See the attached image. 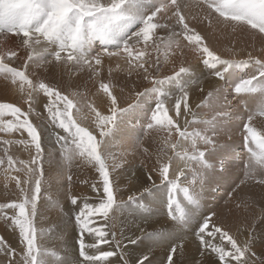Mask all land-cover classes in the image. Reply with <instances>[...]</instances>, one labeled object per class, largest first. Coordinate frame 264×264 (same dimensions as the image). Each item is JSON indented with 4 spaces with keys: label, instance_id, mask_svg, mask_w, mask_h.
<instances>
[{
    "label": "snow or ice",
    "instance_id": "6c2138e0",
    "mask_svg": "<svg viewBox=\"0 0 264 264\" xmlns=\"http://www.w3.org/2000/svg\"><path fill=\"white\" fill-rule=\"evenodd\" d=\"M198 3L218 14L225 24L246 25L252 30H258L264 34V0H198ZM181 0H0V36L6 34L15 35L22 40V45L28 50V59L24 62V69L11 67L7 59L15 57V51L0 54V74L10 77L13 84L19 83V89L25 94L28 111H22L20 107L11 103H0V132H26L27 139L19 141L4 140L5 145L13 143L23 144L34 148L30 162L21 161L27 168L30 180H34L30 195L21 189L23 199L20 202H11L0 205V211L14 209L15 215L6 217L19 230L20 243L23 245L20 255V264H49L48 257L55 253L38 242L45 236L43 229H37L35 218L39 214L38 201L44 185L42 137L38 128L30 121L29 114L32 112V103L37 93L42 92L48 97L45 110L49 121L57 129H61L63 135L56 134V142L61 149L62 158L68 165L76 159L85 160L92 165L98 173L99 180L93 182L92 190L97 194L98 202L90 203L85 199L81 204L75 196L69 195L70 202L79 209L75 213V222L79 229V255L82 258L76 264H111L110 258L120 253L123 264H129L122 247V240L117 239L114 231H109V220H114L110 213L122 212L131 208H143L151 201L148 199L153 195V189L158 186L153 182L149 188H145L139 196L133 194L127 201H118L116 186L111 176L107 163L111 155L108 148L115 140L122 125L132 123L134 119L140 118V113L146 120L145 130L155 129L166 133L163 138L165 148H171L173 155L168 157L166 163H160L154 168L161 178V186L167 190L168 216L177 222L176 227L184 229L191 224L192 212L199 207V193L194 187L181 186L178 181L184 177L185 170L191 173L192 179L189 185L199 183L203 186L206 172L213 168L208 161L209 150H215V142L207 133L209 130L215 134V120H198L192 112L188 99L189 80L184 77L191 73V69L181 66L171 76L158 78L150 76L148 70L152 67V53L157 54V65L159 54L164 51L165 59L167 53L173 49L181 48V37L191 46V50L202 60L203 65L213 70V74L224 79L230 73L239 72L248 67L253 70L246 77L235 79L232 91L237 97L244 95H258L261 102L257 112L249 115L247 122L243 124L244 147L249 153L246 167L254 173L257 167L264 168V132L258 131L251 126L254 115H264V59L254 58L249 55L248 60H226L217 55L204 43L203 37L191 28L183 14ZM163 21V22H162ZM174 21V23H169ZM160 30L167 32L161 34ZM98 41L101 51H96L93 43ZM151 50V51H149ZM126 56L129 71L132 69L143 70L144 79L151 80L152 87L143 92L135 94V101L125 108L118 107L116 96L108 83H101L100 89L106 94L111 106L108 114H103L96 107L89 105L93 115L95 130L99 132V139L88 127L74 118L73 110L79 115L78 104L69 96L62 94L59 90L52 88L44 82H34L27 73L29 61L34 57L46 59L48 56L59 63H66L77 67L91 68L93 72L99 73L102 64V56ZM51 63V61H48ZM222 66V71L217 70ZM194 82V81H192ZM175 88L180 95L175 97L174 109L166 106L167 101L172 99L169 91ZM219 91V90H218ZM212 93H209L211 96ZM226 99V96H225ZM185 116L191 114L193 119H185L183 127L179 124L181 108ZM199 107V105H198ZM174 110L176 119L169 115ZM9 116L12 119L5 120ZM202 123L206 125L203 130H189V124ZM175 132V140L172 139ZM205 147L202 150L200 145ZM7 155L8 149H5ZM183 163L176 173V179L169 178L170 166L173 159ZM4 161L0 159V164ZM9 167L14 165L13 158L8 155ZM224 161H220L223 170ZM117 165H113V168ZM248 174V173H246ZM71 176L68 181L71 183ZM152 180L151 174L148 176ZM264 183V181H261ZM17 186H20L17 180ZM179 189L183 193L188 209L182 207L174 198ZM163 203V201H161ZM150 215V212H149ZM210 214L203 218L195 228V234L200 242L202 251H210L215 254L219 264H248L246 254L250 246L246 244L241 247L236 239L227 231L212 223ZM97 217L103 223L96 226L93 218ZM142 237L129 238L128 243L136 245L143 238L158 241L165 239L163 233L145 232ZM94 238V243H85L84 234ZM123 234L121 233V236ZM219 236L227 246L214 243ZM169 239H174L173 233H169ZM115 244L116 250H101L100 245ZM89 249L95 251L90 253ZM176 252L175 245L167 256V264H176L173 254ZM0 253L9 257V264H14L17 256L16 249L8 245L0 238ZM56 264H64L56 261ZM137 264H151L145 253L137 261ZM264 264V262H262Z\"/></svg>",
    "mask_w": 264,
    "mask_h": 264
},
{
    "label": "rangeland",
    "instance_id": "374dc122",
    "mask_svg": "<svg viewBox=\"0 0 264 264\" xmlns=\"http://www.w3.org/2000/svg\"><path fill=\"white\" fill-rule=\"evenodd\" d=\"M186 1L193 2L194 0H182V6ZM189 9V6L183 9L185 17ZM203 13L205 17L201 18L202 21L200 23L206 24L202 29V31L204 30L203 33L206 32L205 34L201 33L195 25L189 24L191 21L189 18L186 17V20L189 26L191 25V28H194L196 32L203 36L204 42L207 43V41H209L206 45L210 50L226 60H248L251 53V57L264 59V34L257 32L258 30H252L246 25H237L238 27L243 26L244 29L248 28V30L251 31L248 40H251V36L254 39L259 38L252 41L250 43L251 45L242 42L232 44L228 42L217 43L213 41L211 37L209 39L205 38V35L213 31L215 38L219 41L220 37L225 36L227 30L230 31L233 24H225L222 18L218 17V14L210 12L206 7H204ZM188 17H191V15ZM171 22L174 23V21H169V23ZM216 24H218V26L214 31L213 27ZM233 27L236 28V25H233ZM229 33L231 34V31ZM247 33L248 32L245 31V34ZM215 38L213 37V39ZM245 45L249 46L247 47ZM93 47L97 52L101 51L98 41L93 43ZM185 49L186 46L178 50V56L175 57L176 60L173 61V65H171L173 69H170V67L165 68L161 53L159 54L158 65L156 63L157 54H155V57L152 55V57H154L155 69H151L150 67L148 73L151 72L150 76L163 78L165 76H171L175 71H178V68L181 66L188 67L191 69V73L184 77L186 80H189L188 93L190 89L197 91L195 87H197L199 83L211 87L206 93H203L204 95L200 96V104L195 103L193 107L190 108L192 112L196 114L198 120H215V125L218 126L215 128L214 135L211 130L207 133L215 142V150L212 151L210 149V154L207 156V158H209L208 161L210 163L213 162V168L206 172V178L209 180L211 178V181L207 185H209V189L212 188L213 191L209 193L208 190V193L204 194L203 191L205 188L202 187L203 190H198L199 207L192 212L193 219L191 224L184 229L177 228L176 221H172L168 216V209L166 207L167 190L161 186V178L158 172L153 171L154 168L158 169L159 167L158 160L160 163H166L168 157L172 156L173 153L171 148H165L164 146L163 138L164 135L166 136V133L159 132L155 129L145 130L144 124L146 120L143 117V113H140L139 119H134L132 123L121 126L119 134L111 143V147L107 149V151L116 158L114 160L109 158L107 163L116 186L118 201H127L128 197L133 194L139 196V194L145 188H149L153 182L158 186V190L153 189V195L148 198L151 201L150 204L146 201H142V203L146 205L143 208L130 207L122 212L110 213V216L114 215L115 218L114 220L108 221L109 231H114L117 239L122 240V247L125 253H127L126 258L129 264H137V261L145 253L148 255L151 264H167V256L173 245L176 247V252L173 254L176 264H219V260L215 254L210 251H202L200 242L195 234V228L198 222L202 223L205 216L214 213L215 215L212 216L213 224L227 231L236 239L241 247H244L246 244L250 246L249 252L246 254L248 264H262V262H264V185L261 181H264V168L260 170V167H257L255 172L252 173L246 167L249 160V153H247L248 151L244 147V140H242L245 135L243 124L247 122L249 115L257 112L261 98L258 95L237 97L232 91L234 83L236 82L234 77L236 79L241 76L246 77L253 69L248 67L239 72L230 73L226 75L224 79H220L212 74L213 70H209L203 65L199 56L191 54L190 51ZM9 51H15L17 55L11 59L6 58V62L11 67L23 70L25 66L24 62L28 59V50L23 47L21 38L10 33L0 36V54H5ZM226 51L235 53L231 55V57L225 56L224 52ZM107 57V55H104L102 59H107ZM111 57L112 56H109L108 58ZM119 57L120 61L123 62V66L119 60H117L118 63L113 64L109 70L110 73H116L118 75L119 85L116 86L114 83H110V86L113 94L117 98L118 107L125 108L135 101L136 93L143 92L148 88L151 80L148 81L144 79L145 73L143 70L132 69L129 71V69L125 68L128 65L126 56L122 55ZM188 57H190V59ZM48 61H51V63ZM93 67L97 66L93 65ZM217 70L222 71V66H218ZM27 73L34 82H48L47 84L52 88L59 90L62 94L73 99L80 108L79 115L76 114L75 109L73 110L74 118L81 123V126L88 127L89 130H92L99 139V132L95 130V125L93 123L94 114L91 113L88 106L92 105L96 107L103 114H108L105 107L108 106V108H110L111 106L109 100L106 105L102 106L99 104V101L96 100V97L107 98V96L102 90L95 92V87L98 88L101 83L109 84L108 80L101 78L100 71L97 74L93 72L91 68L77 67L66 63L57 64L52 57L48 56L46 59L34 57L33 60L29 61ZM144 83H148V85L145 87ZM114 87H117V89H114ZM169 91L172 95V99L167 101L166 106L170 109H174L175 97L179 96L180 93L174 87L170 88ZM209 93H212V95L209 96ZM224 95L226 96V100ZM254 98L258 99L256 100ZM26 99V95L20 92L18 82L13 84L10 77L0 74V103H11L18 107L21 106V110L27 112L29 106L25 103ZM255 100L258 103L256 106L255 104L257 103L255 102L254 104ZM215 101L218 102L214 105L210 104ZM251 102L252 104H250ZM22 103H24V106ZM47 103L48 97L42 92L37 93L32 103V112L29 114L30 121L41 133L42 147L44 149L42 166L44 185L38 201L39 214L35 218V225L38 230L43 229L45 231V236L38 242L55 253L54 256L48 257L49 264H56V261H63L64 264H76L77 261L82 259L79 255V244L77 243L79 239V229L75 222V213L78 212L79 209L71 204L69 195L77 197L78 203L81 204L85 199L90 203L98 202L96 199L97 194L92 190V184L99 180V176L95 168L85 160L76 159L71 165H68L62 158L61 149L56 142V134L59 133L63 135L64 133L49 121L48 113L44 107ZM37 109H43L42 122L31 120V118L35 117V110ZM181 113L178 122L183 127L185 119L190 121L193 117L191 114L185 116L183 114V107L181 108ZM212 113L214 116H212ZM169 115L176 119L174 110H170ZM257 117L264 120V115H254V118L258 119ZM4 119H12V117L6 116ZM250 123L252 124V122ZM219 126L222 128L219 129ZM226 126L231 130L229 131ZM205 127L206 125L202 123L194 125L189 124L190 131L194 129L203 130ZM231 131H233V133ZM241 131H243V133ZM219 133L222 134L217 135ZM235 136L238 137L235 139ZM240 136H242V139ZM231 138H234V140ZM21 139H27L26 132H0V159L4 161L3 164H0V205L22 201L24 197L21 189L30 195L31 188L34 184V180H31L27 184L24 183L25 180H30V176L27 172V168L20 163L21 161L30 162L32 155H34V148L31 146L26 147L18 143H13L11 145L2 143L4 140L19 141ZM172 139L175 140V132H173ZM232 142H236V144H230ZM137 144L140 147H138ZM201 145V149L203 150L205 146L203 144ZM236 146H238V148H236ZM239 148L242 150V154L236 152V149L240 151ZM5 149H8L7 155L5 154ZM138 151L143 155L141 156L138 154ZM147 153L149 155H147ZM8 155L13 158L14 165L12 167H9L7 163ZM143 156L146 157L144 158ZM221 160L224 161L223 170H221L220 167ZM113 165L117 166L113 168ZM183 167V163L174 158L170 166L169 178L176 179V173ZM149 174L152 176L151 181L148 179ZM69 175L72 178L71 183L68 181ZM185 175L187 176V180L184 177H180L178 181L181 186L196 188L200 185L193 186L187 184L188 181L192 179V176L187 170H185ZM17 180L20 182L19 187L17 186ZM202 194L206 195V197H203ZM260 195L263 196L259 197ZM174 198L182 207L186 209L189 208L183 193L180 192L179 189L175 192ZM161 201H163V203ZM14 215L15 210L11 208L0 211V238H3L8 245L16 249L17 256L15 257L14 264H20L19 254L22 251L23 245L20 243L19 230L15 228L10 219H6V217ZM93 220L96 226L103 223V221L99 220L97 217H94ZM142 229L145 232L163 233L166 238L158 241L143 238L136 245L129 244V238L136 239L143 236ZM121 233L123 234L122 236ZM169 233L176 235V239L167 238ZM94 242V238L91 236L85 240L86 244ZM213 242L218 245L230 247L226 245L225 241H221L219 236H217ZM100 248L101 250H116L115 244H112L111 248H109V245H100ZM94 251V249H89L90 253ZM110 260L111 264H123L119 252L111 257ZM0 264H9V257L0 253ZM233 264H235V262H233Z\"/></svg>",
    "mask_w": 264,
    "mask_h": 264
},
{
    "label": "bare ground",
    "instance_id": "6f19581e",
    "mask_svg": "<svg viewBox=\"0 0 264 264\" xmlns=\"http://www.w3.org/2000/svg\"><path fill=\"white\" fill-rule=\"evenodd\" d=\"M188 2V3H187ZM181 3H182V0H181ZM186 4H188V6H189V10L186 12V17L187 18H189L191 21L189 22V24H192V25H195L198 29H199V31L201 32V33H203V31H202V29H203V26H205L204 24H201L200 22L202 21V17H205L203 14V11H204V6H202L201 4H199L198 3V0H194L193 2H191V1H186L185 2ZM185 3H184V5H185ZM185 8H187V7H185ZM184 8V9H185ZM189 15H191V17H188ZM172 23V22H171ZM234 25V24H233ZM233 25L231 26V24H230V26L232 27V28H234L233 27ZM191 26V25H190ZM217 26H218V24H216V25H214V27H213V30L215 31V29L217 28ZM205 28V27H204ZM232 28H230V31H231V34L229 33L230 31L229 30H227L226 32V34H225V36L224 37H220L219 38V41L215 38V36H214V32L213 31H211L212 33H207L205 36V38H207V39H209L210 37H211V39L213 40V41H215V42H217V43H226V42H228V43H230V44H232V43H236V42H239V43H249V45H251L250 43L252 42V41H255V40H257V39H254L252 36H251V40H248L249 39V37H250V34H251V31L250 30H248V28H246V29H244V27L243 26H237L236 25V28H234L233 30H231ZM161 31V34H163V35H167V32L166 31H164V30H160ZM229 31V32H228ZM245 31L246 32H248L247 34H245ZM208 32H209V28H208ZM258 32V31H257ZM206 33V32H205ZM205 33H203V34H205ZM220 33V32H219ZM254 33V32H253ZM221 35V34H220ZM219 36V35H218ZM203 37V36H202ZM213 37L216 39H213ZM181 39V48H184L185 46H186V49L185 50H188V51H190L191 52V54H195L196 56H198L196 53H194L192 50H191V46H188L187 45V41H184L183 40V38L181 37L180 38ZM263 40V39H262ZM211 41V40H210ZM212 41V42H213ZM209 41H207V43H208ZM205 44H207L206 42H204ZM243 44V45H244ZM249 45H245V46H249ZM257 46V45H256ZM262 46V45H261ZM254 47V46H253ZM181 48H179V49H173V51H171V52H168L167 53V60L165 59V52L164 51H162L161 52V58L163 59V64L165 65V68L166 67H170V69H173V67L171 66V65H173V61H175L176 60V56H178V50H180ZM250 48V47H249ZM248 48V49H249ZM258 48V47H257ZM260 51V50H259ZM234 53L235 52H231V51H226V52H224V54H225V56H230L231 57V55H234ZM156 53H152V55L155 57L156 55H155ZM249 54V53H248ZM262 54V53H261ZM239 55V54H238ZM251 55H252V53H251ZM122 56V55H121ZM244 56V55H243ZM257 56V55H256ZM109 57V56H108ZM107 57V59H102V64L100 65V66H97V67H99V69H100V74H101V78H104L105 80H108V82H109V84L110 83H114L116 86H118L119 85V77H118V75L115 73V74H113V73H110V68L112 67V65L113 64H117L118 63V61L117 60H119V62L122 64V66H123V62L122 61H120V57L119 56H112L111 58H108ZM154 57H152L151 56V63H152V67H151V69H155V63H154ZM230 57H227V58H230ZM241 57V56H240ZM189 59H190V57H188ZM237 58H239V57H237ZM234 59V58H233ZM241 60H243V59H241ZM179 61V60H178ZM177 62V61H176ZM175 62V63H176ZM180 62V61H179ZM188 62V61H187ZM163 65V66H164ZM125 68H127V69H129V66L127 65ZM203 68V67H202ZM175 69V68H174ZM179 69V68H178ZM113 71V70H112ZM109 72V73H108ZM130 73V72H129ZM137 74V73H136ZM149 75L151 74V72H149L148 73ZM164 74V73H163ZM169 74V73H168ZM167 74V75H168ZM213 74V73H212ZM205 79V78H204ZM149 81V80H148ZM210 81H211V79H210ZM46 83H48V82H46ZM214 83H215V81H214ZM200 84V83H199ZM198 84V86L197 87H195L196 88V90L197 91H194V89H190V91H189V99H188V103H189V106L190 107H193V105L195 104V103H199L200 101V96H202V95H204L203 93H206V91H208V89H210L211 87H208V86H205L203 83H201L200 85ZM210 84V83H209ZM208 84V85H209ZM212 84H213V82H212ZM146 85H148V83H144V86L146 87ZM150 85H152V83L150 82L149 83V86ZM148 86V88H150V87H152V86H150L149 87ZM215 87V86H214ZM114 89H117V87L115 88L114 87ZM101 89H100V85L98 86V88H96L95 87V92H97V91H100ZM116 91V90H115ZM222 92V91H221ZM115 93H117V92H115ZM136 93V92H135ZM225 96V95H224ZM228 96V95H227ZM97 99L96 100H98L99 101V104L102 106V105H106L107 103H108V99L106 98V97H96ZM215 98V97H214ZM223 98V97H222ZM230 99V98H229ZM254 99H256V98H254ZM258 99V98H257ZM256 99V100H257ZM216 100V99H215ZM226 100V99H225ZM224 100V101H225ZM254 101V104H255V102L257 103V101ZM228 101V100H227ZM218 101H215V102H212V103H210L211 105H214V104H216ZM225 103H227V102H225ZM225 103H223V104H225ZM200 104V103H199ZM221 104V103H220ZM219 104V105H220ZM250 104H252V102L250 103ZM22 105L24 106V103H22ZM256 105H258V103L257 104H255V106ZM21 107V106H20ZM106 109L105 110H107V112H108V106L107 107H105ZM206 109V108H205ZM222 110V109H221ZM235 110V109H234ZM215 111H217V110H215ZM221 112V111H220ZM226 113V112H225ZM254 113H256V112H254ZM253 113V114H254ZM252 114V115H253ZM212 116H214L213 115V113H212ZM258 119H256V118H254V119H256V120H252L251 122H252V124H251V126L252 127H254V128H256L258 131H261V132H264V120L263 119H260V117H257ZM211 121V120H210ZM218 121V120H217ZM254 122V123H253ZM201 124V123H200ZM216 124V123H215ZM224 124V123H223ZM238 124V123H237ZM220 125V124H219ZM217 126V125H216ZM218 127V126H217ZM222 128V127H221ZM220 128V126H219V129H221ZM226 128H228V126H226ZM225 128V129H226ZM240 129V128H239ZM242 129V128H241ZM154 130V129H153ZM228 130L230 131L231 129H229L228 128ZM237 130V129H236ZM238 131V130H237ZM237 131H234V132H237ZM138 132V131H137ZM219 132H221V131H219ZM232 133H233V131H231ZM239 132V131H238ZM242 133H243V131H241ZM241 133V134H242ZM220 134H222V133H219V134H217V135H220ZM224 134V133H223ZM229 134H230V132H229ZM232 135V134H231ZM244 135V134H243ZM165 136V135H164ZM230 136V135H229ZM238 136H239V134H238ZM237 136V137H238ZM217 137V136H216ZM236 136H235V139L237 138ZM242 136H240V138H241ZM224 138V137H223ZM221 139H222V135H221ZM231 139H233L234 140V138H231ZM242 139V138H241ZM229 140H230V138H229ZM238 140V139H237ZM243 140V139H242ZM225 141V140H224ZM148 142V141H147ZM230 142V141H229ZM138 143V142H137ZM154 143V142H153ZM159 143V142H158ZM236 144V142H232V143H230V144ZM239 143V142H238ZM226 144H228V143H226ZM240 144V143H239ZM239 144H237V145H239ZM138 145V144H137ZM136 145V146H137ZM138 147H140L139 145H138ZM137 147V148H138ZM201 148H202V145L200 146ZM231 147V146H230ZM136 148V149H137ZM236 148H238V146H236ZM135 149V150H136ZM139 149V148H138ZM137 149V150H138ZM144 149V148H143ZM147 150V149H146ZM239 150L240 151H238L237 149H236V152L238 153V154H242V150L239 148ZM136 152V151H135ZM139 152V151H138ZM137 152V153H138ZM240 152V153H239ZM143 153V152H142ZM146 153V152H145ZM248 153V152H247ZM138 154H140V152L138 153ZM124 155V154H123ZM133 155H134V153H133ZM141 155V154H140ZM143 155V154H142ZM141 155V156H142ZM147 155H149L148 153H147ZM113 156V155H112ZM130 156V155H129ZM136 156V155H135ZM144 157V156H143ZM146 157V156H145ZM144 157V158H145ZM116 158V157H115ZM119 158V157H118ZM141 158V157H140ZM213 160H215L214 158H212ZM123 160H124V158H123ZM208 160H209V158H208ZM212 160V161H213ZM109 161V160H108ZM121 161V160H120ZM125 161V160H124ZM124 161H122V162H124ZM143 161V160H142ZM146 161V160H145ZM117 162V161H116ZM126 162V161H125ZM138 162H140V161H138ZM144 162V161H143ZM177 162V161H176ZM141 164V163H140ZM212 164H213V162H212ZM240 166V165H239ZM179 167H180V165H179ZM70 168V167H69ZM173 168V167H172ZM171 169V168H170ZM260 170H261V168H260ZM237 171V170H236ZM171 172V171H170ZM234 173H236V172H234ZM210 175V174H209ZM212 175V174H211ZM213 176V175H212ZM260 178H262V177H260ZM122 179V178H121ZM211 181V178H210V180L208 179V178H206V176H205V182L203 183V188H205L204 189V191H203V193L204 194H206V193H208V190H209V193H210V191H213V189L212 188H210L209 189V185H207L209 182ZM51 184V183H50ZM188 184V183H187ZM199 183H197L196 185H198ZM226 184V183H225ZM243 185V184H242ZM263 185H264V183H263ZM248 186V185H247ZM202 187H201V185H199L198 187H196V188H194L195 189V191L198 193V190H200L201 191V189H202ZM199 188V189H198ZM248 188V187H247ZM203 190V189H202ZM79 194V193H78ZM204 194H202V196L203 197H206V195H204ZM261 194V193H260ZM163 195V194H162ZM201 196V195H200ZM258 196V195H257ZM257 196H256V198H257ZM261 196H263V195H260L259 197H261ZM253 198V197H252ZM263 198V197H262ZM264 199V198H263ZM201 200H203V199H201ZM260 200V199H259ZM256 203V202H255ZM262 203V202H261ZM264 203V202H263ZM258 205V204H257ZM203 207V206H202ZM55 209V208H54ZM163 209V208H162ZM42 213V212H41ZM49 213H50V211H49ZM43 214V213H42ZM193 214V213H192ZM55 216V215H54ZM39 217V216H38ZM172 221H174V220H172ZM177 223V222H176ZM48 224H51V223H48ZM155 225V224H154ZM170 226V225H169ZM156 227V226H155ZM236 228V227H235ZM52 230V229H51ZM54 230V229H53ZM125 232V231H124ZM52 233V232H51ZM12 235H14V234H12ZM50 236V235H49ZM175 237H176V235H174ZM180 236V235H179ZM66 237H67V235H66ZM87 238H90V236L87 234V233H85V236H84V239L86 240ZM180 238H181V236H180ZM63 239H65V238H63ZM176 239V238H175ZM179 239V238H178ZM47 240V239H46ZM68 240V239H67ZM47 243H48V240L46 241Z\"/></svg>",
    "mask_w": 264,
    "mask_h": 264
},
{
    "label": "crops",
    "instance_id": "0c3cea01",
    "mask_svg": "<svg viewBox=\"0 0 264 264\" xmlns=\"http://www.w3.org/2000/svg\"><path fill=\"white\" fill-rule=\"evenodd\" d=\"M42 115H43V109H37L35 110V117L31 118L32 121L35 122H42Z\"/></svg>",
    "mask_w": 264,
    "mask_h": 264
}]
</instances>
